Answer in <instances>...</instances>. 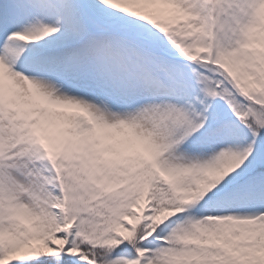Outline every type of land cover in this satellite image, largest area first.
<instances>
[{"label":"snow or ice","instance_id":"6c2138e0","mask_svg":"<svg viewBox=\"0 0 264 264\" xmlns=\"http://www.w3.org/2000/svg\"><path fill=\"white\" fill-rule=\"evenodd\" d=\"M0 264H264V0H0Z\"/></svg>","mask_w":264,"mask_h":264}]
</instances>
